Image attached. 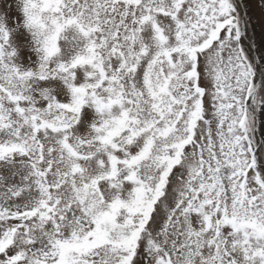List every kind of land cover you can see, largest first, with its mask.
<instances>
[{"label": "snow or ice", "instance_id": "1", "mask_svg": "<svg viewBox=\"0 0 264 264\" xmlns=\"http://www.w3.org/2000/svg\"><path fill=\"white\" fill-rule=\"evenodd\" d=\"M253 49L264 0H0V264H264Z\"/></svg>", "mask_w": 264, "mask_h": 264}, {"label": "rangeland", "instance_id": "2", "mask_svg": "<svg viewBox=\"0 0 264 264\" xmlns=\"http://www.w3.org/2000/svg\"><path fill=\"white\" fill-rule=\"evenodd\" d=\"M253 15L256 18L253 19L249 23L248 31H249V34L252 35L254 39L259 40L261 36V24L258 19V14L253 13ZM252 56H253V59L256 65V70H257L256 84H257V87L260 88L262 85H264V63H261L259 59V55L255 49L252 50ZM261 119H262L261 113L258 109L257 110V133H256V140L258 143L257 152L260 158H264V131L261 130V124H260Z\"/></svg>", "mask_w": 264, "mask_h": 264}]
</instances>
